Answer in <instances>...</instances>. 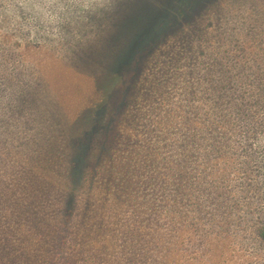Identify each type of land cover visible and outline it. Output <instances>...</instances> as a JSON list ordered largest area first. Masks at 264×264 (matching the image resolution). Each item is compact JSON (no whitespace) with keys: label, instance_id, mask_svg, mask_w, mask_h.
Returning a JSON list of instances; mask_svg holds the SVG:
<instances>
[{"label":"trees","instance_id":"obj_1","mask_svg":"<svg viewBox=\"0 0 264 264\" xmlns=\"http://www.w3.org/2000/svg\"><path fill=\"white\" fill-rule=\"evenodd\" d=\"M172 1L160 17L144 18L126 42L103 48L99 74L114 79L104 91L94 78L83 86L70 79L64 100H78L74 108L64 112L58 102L51 112L31 109L30 128L18 141L0 128V144L25 161L18 166L0 154V264H162L161 250L181 241L183 227L202 232L207 217L209 227L222 216L230 221L239 183L227 172L238 145L252 146L264 124V61L245 89L248 81L230 74L240 61H231L226 48L191 44L157 52L161 41L178 35L180 21L196 20L199 6L214 2ZM167 55L181 64H172L180 70L175 81H187L191 91H169L177 101L160 116L163 134L130 145L127 136L124 143L111 138L124 116L138 121L130 112L140 91L118 88L142 62ZM169 92L160 98L170 99ZM17 100L12 117L25 112ZM98 126L100 141L82 155L85 145L74 140ZM255 234L264 242V222Z\"/></svg>","mask_w":264,"mask_h":264},{"label":"rangeland","instance_id":"obj_2","mask_svg":"<svg viewBox=\"0 0 264 264\" xmlns=\"http://www.w3.org/2000/svg\"><path fill=\"white\" fill-rule=\"evenodd\" d=\"M172 2L0 0V128L3 131L7 128L4 135L20 140L22 131L27 133L30 128L28 113L33 108L51 112L61 106L58 102H64L63 109L60 108L64 112L74 108L78 100L73 103L64 100L70 92V79L78 80L83 86L90 85L88 79L94 78L97 87L104 91L114 79L111 81L99 74L103 48L126 42L144 18L159 16ZM196 12L197 19L180 21L175 26L178 35L161 41L157 52L178 45L216 44L227 49L231 61H240L235 69H230V74L247 80L243 85L250 89L248 83L256 78L259 62L264 61V0H214L200 5ZM176 62L177 66L181 65L173 55L153 57L142 62L137 74L131 73L130 79V73L126 74V85L115 86L119 87L117 91H140L136 106L130 112L138 121H125L124 116L121 128L111 138L124 143L121 139L127 136L130 145L146 138L155 142L157 136L163 134L160 116L177 101L169 91H191L187 81H175L180 73L172 66ZM182 64L185 66L186 61ZM165 92H169L170 99H164L165 95L160 98ZM20 93H24V97L21 102L18 99L17 108L20 109V104L25 112H21L23 116L18 113L12 117L9 111L16 106ZM260 111H264L263 108ZM77 123L73 124L71 133ZM10 126L12 131H9ZM255 131L258 136L253 145H238L241 148L231 162L232 168H228V178L239 183V198L229 204L232 205L230 221L222 216L218 223L222 227L217 223L209 227L211 220L207 217L205 228H200L205 233L194 226L183 227L181 241L168 251L161 250L162 264H264V242L255 234V229L264 222V124L257 125ZM102 134L98 126L74 143L76 146L84 144L82 155L88 156ZM162 139L158 140L159 145ZM111 146L116 147V144ZM0 154L3 158L14 157L17 165L24 167L25 161L18 158L21 153L7 143L1 142ZM246 160L249 161L244 164ZM203 220L200 227H204ZM168 254H171L170 261L166 263Z\"/></svg>","mask_w":264,"mask_h":264}]
</instances>
